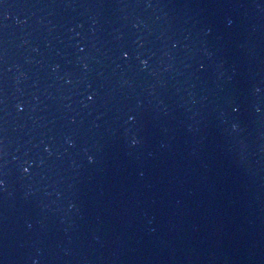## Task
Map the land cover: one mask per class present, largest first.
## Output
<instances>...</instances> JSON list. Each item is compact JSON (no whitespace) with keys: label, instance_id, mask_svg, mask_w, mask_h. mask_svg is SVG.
I'll return each mask as SVG.
<instances>
[{"label":"water","instance_id":"obj_1","mask_svg":"<svg viewBox=\"0 0 264 264\" xmlns=\"http://www.w3.org/2000/svg\"><path fill=\"white\" fill-rule=\"evenodd\" d=\"M0 264H264V0H0Z\"/></svg>","mask_w":264,"mask_h":264}]
</instances>
